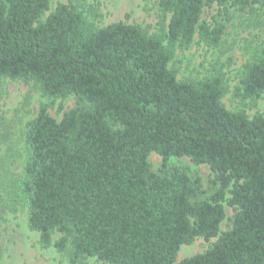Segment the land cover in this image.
I'll return each instance as SVG.
<instances>
[{
	"label": "trees",
	"instance_id": "obj_1",
	"mask_svg": "<svg viewBox=\"0 0 264 264\" xmlns=\"http://www.w3.org/2000/svg\"><path fill=\"white\" fill-rule=\"evenodd\" d=\"M86 2L45 15L50 0H0V78L32 81L52 100L75 98L59 120L41 103L26 121L20 172L8 166L15 158L0 161V206L19 204L38 243L69 264H264V107L251 116L230 110L221 75L179 80L169 66L195 34L221 42L224 24L200 20L205 6L226 13L264 0H159L168 17L159 32L92 26L78 8ZM234 94L264 101V48L244 64ZM172 156L207 164L211 190L168 163ZM224 202L235 214L219 232ZM197 237L217 239L177 260Z\"/></svg>",
	"mask_w": 264,
	"mask_h": 264
},
{
	"label": "rangeland",
	"instance_id": "obj_2",
	"mask_svg": "<svg viewBox=\"0 0 264 264\" xmlns=\"http://www.w3.org/2000/svg\"><path fill=\"white\" fill-rule=\"evenodd\" d=\"M67 0H50L47 15L54 7ZM159 0H87L79 6L87 23L101 27L111 22L122 21L139 25L149 32L166 30L168 17L162 18ZM92 5V8L90 7ZM201 21L224 24L221 42L217 46H208L198 40L186 47H178L170 67L176 69L179 80H200L212 75H221L224 85L222 102L230 110L244 109L251 116L262 111L263 99L253 105L249 99L241 100L235 88L243 71L244 64L258 55L264 48V6L254 5L243 10L233 6L226 13L219 11L218 5L205 6ZM41 103H50L48 112L59 120L62 113L75 106V98L70 95L52 100L41 94L32 81L0 78V161L8 156L15 158L9 163L12 173L20 172L19 153H23L22 135L28 119L34 116ZM17 159V160H16ZM148 159L153 168L159 167L162 157L150 152ZM168 163L185 165L192 176H198L205 188L211 190L210 179L214 176L207 164H197L185 156H172ZM5 166V165H4ZM0 162V172L3 173ZM228 195V194H227ZM224 204L225 217L219 225V232L232 225L235 210ZM58 234H56L57 236ZM217 237L195 238L190 244H183L177 252V260L205 251ZM90 264H107L95 257ZM0 264H69L66 257L60 255L53 246L44 248L38 243V233L27 224L26 211L18 204L11 210L0 206Z\"/></svg>",
	"mask_w": 264,
	"mask_h": 264
}]
</instances>
